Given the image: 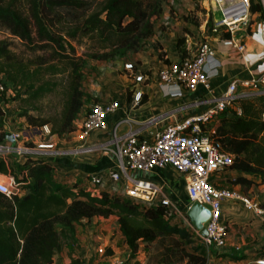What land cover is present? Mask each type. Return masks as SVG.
Listing matches in <instances>:
<instances>
[{
  "label": "trees",
  "instance_id": "trees-1",
  "mask_svg": "<svg viewBox=\"0 0 264 264\" xmlns=\"http://www.w3.org/2000/svg\"><path fill=\"white\" fill-rule=\"evenodd\" d=\"M163 3L164 0H0V28L34 49L53 47V60L40 54L28 61L12 48L9 38L0 37V81L6 84L0 92V143L8 140L5 116L13 100H18L17 114L26 117L29 126L48 124L50 132L58 134L76 129L75 120L87 94L81 87L86 59L76 54L74 42H89V55L94 58L139 51L154 33L152 17L161 13ZM255 11L263 13L259 0H252L251 12ZM226 35L231 33L226 31ZM177 48L181 56L188 54L185 38H178ZM60 71L67 72L68 77L57 117L34 114L30 107L39 109L40 98L56 90L59 81L52 76ZM9 88L13 93L8 92ZM127 92L129 102L132 87ZM146 98L147 94H143L141 101ZM236 102L241 111L234 104L224 110L219 115L215 137L223 149L233 154L230 168L240 172L231 183L240 184L246 191L259 177L263 188L258 191V200L264 204V93L242 96ZM0 172L13 176L23 188V192L11 196L0 190V264L53 262L54 252L75 238L76 223L84 217L115 215L132 255L141 240L158 242L160 236L174 234L190 241L193 238L188 228L172 222L166 204H150L96 185L58 181L52 162L31 153L23 158L0 153ZM173 249L165 247L159 259L171 260ZM207 261L204 251L188 253L187 264Z\"/></svg>",
  "mask_w": 264,
  "mask_h": 264
},
{
  "label": "crops",
  "instance_id": "crops-1",
  "mask_svg": "<svg viewBox=\"0 0 264 264\" xmlns=\"http://www.w3.org/2000/svg\"><path fill=\"white\" fill-rule=\"evenodd\" d=\"M255 16L253 15V18L256 20L252 21L247 29L233 34V38L242 37L246 42V49L243 52L237 50L232 36L226 35L225 30L211 31L207 34L215 49L216 60L214 61L217 64L213 67L212 75L209 77V88L204 84H200L196 90L181 88L183 91L181 95L172 96L165 95L160 86L159 67L181 57L177 48L178 33L176 31L183 28V21H177L170 27L175 28L174 32L166 31L167 36L161 38L162 49L153 47L133 52L130 59L123 62L124 65L130 61L135 63L137 72L146 70L148 78L145 81L136 82V86L141 89L142 96L147 94V98L141 101V96L137 100L134 97L135 91H133L132 98L129 102L127 101V86L134 83V78L132 70L126 68L131 72V78L126 74L120 75L119 82L112 83L111 87L102 93L104 98L109 99L112 96L110 98L121 100V106L108 115L109 129L118 120L128 118L132 126L138 128L143 136L152 137L156 130L164 127L167 123L180 120L194 111L205 108L213 101L215 95L220 94L226 88L233 77L248 78L253 74H264V20L257 16L255 18ZM161 52H165L166 60L164 61L159 55ZM133 86L134 84H132ZM234 107L241 111L237 102ZM87 110L86 108L80 113L77 118V126ZM24 118V116L15 118L9 115L5 120L10 127H17L20 122L23 129L27 131L29 125L24 122ZM128 127L130 124L125 122L120 128V132H125ZM34 139L38 142L53 141L52 148H38L31 154L51 161L54 165V176L58 181L70 185L76 183L89 185L91 184L90 177L97 175L104 182L102 188L111 190L110 169L114 163V154L105 145L110 140L108 130H95L85 140L78 139L75 131L74 134L64 137L42 131L36 134ZM234 171L236 174L240 173L237 170ZM0 174L5 175L2 172ZM131 174L134 177L145 176L155 180L161 185L163 193L169 196L180 210H184L190 203L186 182L172 165L148 172L134 170L131 171ZM124 182V177H121L118 180L119 186H122ZM218 184L223 185L221 182ZM232 186L239 188L238 184H232ZM223 209V216L229 225L227 245L222 248L215 245L202 246L201 249L208 259L206 264H261L258 260L264 258V220L256 216L239 200H223ZM174 216H179V218H173ZM187 217L180 212L171 215L172 222H180L182 226L190 230L191 237L196 239V229L191 226L190 218ZM75 227V238L65 243L61 249L56 250L53 262L49 264H73L74 262L79 263L81 260L98 264H144L147 252H149V250L145 251L146 244L156 242V240L153 242L139 241L134 256L129 261H125L131 255L132 249L126 243L125 236L116 219H111V216L84 217L76 223ZM199 235L201 238V232ZM177 236L183 239L179 234ZM98 245L106 246L105 254L97 252ZM186 246L189 250L188 245ZM164 249L160 246L157 254H161ZM160 256H158L156 264H185L187 262V256L176 258L172 255L171 260L168 261L159 259Z\"/></svg>",
  "mask_w": 264,
  "mask_h": 264
},
{
  "label": "built area",
  "instance_id": "built-area-1",
  "mask_svg": "<svg viewBox=\"0 0 264 264\" xmlns=\"http://www.w3.org/2000/svg\"><path fill=\"white\" fill-rule=\"evenodd\" d=\"M213 11L218 15L213 17L211 30L229 31L233 38L236 32L247 29L250 23L252 0H210ZM264 14V0H259ZM234 46L240 52L245 51L246 42L242 37L233 38ZM215 49L207 35L198 40L196 48L188 45V54L177 60L164 63L158 70L160 86L165 95H181V88L196 90L200 84L210 86L209 77L215 65ZM137 65L132 61L126 62L125 67L131 69L134 78V97L139 100L141 89L136 82L148 78L146 70L137 72ZM8 86L10 83H7ZM264 74H253L248 78L233 77L226 88L213 97V101L205 108L194 111L180 120L169 122L156 130L152 137L143 136L138 128L132 126L128 118L118 120L109 129L108 115L121 106L119 98L94 100L75 129L76 136L85 140L95 130H108L110 140L105 144L114 154V163L110 169L112 191H122L124 194L146 201L147 203H162L170 208V216L183 214L190 218L187 210L193 201H198L210 211L204 221L206 233L201 238L208 246L225 247L227 245L228 222L224 218L223 200L234 199L242 202L254 214L264 220V204L258 198L252 197L235 186L219 185L214 174L226 170L233 161V154L223 149L221 142L216 139V124L219 115L228 107L236 103L239 97L264 93ZM254 86H260L254 90ZM6 84L0 81V92ZM242 87V88H241ZM8 92H12L9 88ZM9 116L7 112L5 118ZM264 116V113H263ZM128 122L130 127L120 132L122 124ZM5 128L12 133L13 141L9 139L0 143V153L24 155L32 153L38 148H52L53 141H36L34 136L42 131L50 133L48 124L29 126L27 133L21 128L10 127L5 120ZM172 165L184 178L190 203L184 210H180L171 198L163 193L161 185L155 180L140 176L134 177L131 171L145 172L156 168ZM124 177L125 182L119 186L118 180ZM11 181L0 180V190L7 195L23 192L21 182L11 176ZM91 185L102 187L104 182L97 175L90 177ZM82 186H87L82 184ZM193 228L197 229L192 223ZM199 230V229H198ZM97 252L106 253L105 245H98ZM264 264V258L258 260ZM78 264H98L81 260Z\"/></svg>",
  "mask_w": 264,
  "mask_h": 264
},
{
  "label": "rangeland",
  "instance_id": "rangeland-1",
  "mask_svg": "<svg viewBox=\"0 0 264 264\" xmlns=\"http://www.w3.org/2000/svg\"><path fill=\"white\" fill-rule=\"evenodd\" d=\"M215 15L218 14L216 11L215 12L213 11V7L210 0H164L161 13L158 15H154L152 17L155 24L154 33L148 38H146L145 44L141 50H148L149 48H153V47L162 49L163 43L161 41V38L167 36L165 34L166 31H172V32L175 31V28H170V27H172V25L175 24V22L177 21L184 22L183 28L178 29L176 31V33H178L177 40L179 37H183L185 38V42L187 43V45L196 48L198 40H200V38L202 37H205V35H207L212 31L210 26L213 17ZM253 15H256L259 19L264 20V14L262 12H255L254 14L251 13L249 16L250 23L256 20L253 18ZM0 37L9 38V40L11 41L12 48L15 49L17 52H19L21 55H23L28 61L32 60V58L34 57L36 58L40 54L45 57H49L50 60H53L51 54L53 47L49 46L46 49H42V48L34 49L31 46H29L27 43L22 41L18 36L11 34L6 28H0ZM74 44L76 45V51H77L76 54L82 55L86 59L85 65L83 67V75L81 79V87L87 94L83 96L85 103H84V107L82 108V111H84L86 110V108H88L91 105V103L94 100L107 99L103 97L104 95H102V93H105L106 90L111 87L112 83L115 82L118 83L119 78H121L120 75L126 74V76L131 78V72L127 70L128 68L126 69L123 61L130 59V55L133 53V51L126 56H116L114 58L102 59V58H94L91 55H89V51L92 48L89 42L86 41V43H82V45L77 42H74ZM159 55L161 59H163V61L166 60L165 52H161ZM60 64L63 63L60 62ZM47 75H49V73ZM52 77L57 81H59L56 90L40 98V100L38 101V104L40 106L39 109H33L31 107L30 109L34 114L39 113L43 116L56 118L58 112L61 110L64 103L63 88L64 85L67 83L68 73L64 71H60L57 74L53 75ZM132 84L133 83L128 85L127 89L129 87H132ZM257 88H260V86L253 87L254 90H257ZM17 102L18 100L17 101L13 100L8 103L9 115L14 116L15 118L19 117V115L17 114V110L19 109L17 108V104H18ZM24 122L28 123L26 117L24 118ZM75 125L77 127V119L75 120ZM17 126L21 128L22 125L20 122H18ZM74 131L75 129L66 132L64 134H58V133L55 134L59 135L60 137L61 136L64 137L68 134L69 135L74 134ZM26 133L27 132L25 131V134ZM36 133L38 134V130ZM17 156L23 158V155L18 154ZM234 170L229 167L226 169V171L224 170L218 171L214 174V178L217 179L219 183L221 182L223 185L232 186L231 179L238 175ZM8 176L9 175L7 174L5 175L0 174V180L10 182L11 179L9 178L10 176L9 177ZM255 178L257 183L253 184L246 191L241 188L240 184L238 185L243 192L247 193L252 197L259 198L258 191H260L263 188V183H261V179L259 177H255ZM173 218H179V216L178 217L174 216ZM111 219L115 220L116 219L115 215H111ZM200 232H201L200 230L196 229L195 231L196 239L191 237L192 238L191 241L187 240L186 238L181 239L179 236H177L178 234L164 235L163 237L160 236L158 242L156 240L155 243L146 244L147 248L145 249V251L149 250V252L151 253L147 252V258L145 259L144 264H156V260L158 259L159 256L157 252L159 251L160 246L163 248L167 246H169L170 248L174 247L173 256L174 257L175 256L178 257L177 255L179 256L181 255L182 257L187 256V261H188V253L196 254L197 252L203 251L201 249L202 246L207 247L204 241L200 238L199 235ZM161 240L164 241H162L161 243ZM199 240L201 241L200 243ZM186 245H188L190 251L187 250ZM132 256L134 255L132 254L129 255L125 259V261H129L132 258ZM185 264H187V262Z\"/></svg>",
  "mask_w": 264,
  "mask_h": 264
},
{
  "label": "water",
  "instance_id": "water-1",
  "mask_svg": "<svg viewBox=\"0 0 264 264\" xmlns=\"http://www.w3.org/2000/svg\"><path fill=\"white\" fill-rule=\"evenodd\" d=\"M8 139L10 141H13L12 133L9 132L7 134ZM187 213L194 224V226L201 231V233H206V228L204 226V221L209 217L210 211L207 207L202 205L198 201H193L188 210Z\"/></svg>",
  "mask_w": 264,
  "mask_h": 264
}]
</instances>
